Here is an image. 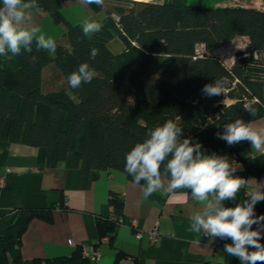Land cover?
<instances>
[{"label":"trees","instance_id":"16d2710c","mask_svg":"<svg viewBox=\"0 0 264 264\" xmlns=\"http://www.w3.org/2000/svg\"><path fill=\"white\" fill-rule=\"evenodd\" d=\"M62 1L69 0H38V9L66 28L56 41L54 56L37 52L35 44L31 53L0 56V140L41 148L49 167L69 160L77 170L78 189H86L107 169L121 171L133 182L124 171L125 154L145 138L148 129L168 119L179 117L183 136L200 142L206 151L226 144L216 138L225 123L264 116L262 84L250 78L259 69L241 57L264 47V9L217 6L220 0H104L102 5L89 3L94 12L107 5L99 21L101 31L89 39L81 24L64 19ZM235 37L246 38L247 44L244 51L235 53L233 63L226 65L211 55ZM112 41L122 43L120 52L110 50ZM198 45L203 46L200 54ZM92 48L99 49L95 57L90 54ZM33 55L38 59L30 63ZM84 62L96 75L91 83L72 89L67 77ZM47 67L60 75L59 88L48 90L43 85ZM234 78L239 82L227 92L237 100L234 103H221L223 94L211 98L202 94L205 84L223 79L227 87ZM251 96L259 99L250 103L257 110L255 116L242 101ZM226 146L250 168L248 142ZM108 204L111 216H96L94 221L98 239L113 244L123 219V198L110 192ZM53 208H19L0 217V243L10 264L23 263L21 235L29 222L34 218L50 221ZM124 254L118 249L116 258ZM32 263L94 264L79 245L69 256L34 258Z\"/></svg>","mask_w":264,"mask_h":264},{"label":"crops","instance_id":"0c3cea01","mask_svg":"<svg viewBox=\"0 0 264 264\" xmlns=\"http://www.w3.org/2000/svg\"><path fill=\"white\" fill-rule=\"evenodd\" d=\"M106 7L104 4L101 11L94 12L87 0H69L62 1L61 13L72 25L88 20L99 22ZM31 14L29 27H38L42 34L56 41L64 36L66 28L55 24L45 11L37 8ZM61 83L60 75L52 67L43 70L46 89H55ZM252 122L264 123V116ZM206 152L226 154L230 160L242 165L243 170L236 173L238 176L264 180V156L255 154L251 147L248 169L234 158L224 143ZM77 176V170L70 166L69 160L49 167L41 148L0 140V217L19 208L39 209L54 205L50 221L34 218L22 233V264H33L34 258L69 256L75 248L69 245L70 240L75 245L94 246L98 239L95 217L112 214L108 204L110 192L123 198V219L116 229L114 243L99 245L101 256L94 264H240L238 258L228 256L223 250L230 240L217 239L209 244L202 233L189 231L188 217L196 207L190 190L157 192L145 200L142 195L144 184L129 181L121 171L101 170L84 190L77 188ZM244 198L246 190L241 189L237 200L226 202V206H235ZM255 211L258 216L264 214V202L258 203ZM133 220L137 221L136 227L132 226ZM154 228L157 235L151 238L149 232ZM137 231L141 232L139 238L135 237ZM118 249L125 252L120 258H116ZM0 264H10L1 243Z\"/></svg>","mask_w":264,"mask_h":264},{"label":"clouds","instance_id":"9594fccd","mask_svg":"<svg viewBox=\"0 0 264 264\" xmlns=\"http://www.w3.org/2000/svg\"><path fill=\"white\" fill-rule=\"evenodd\" d=\"M104 0H87V3L102 5ZM39 8L38 0H0V56H20L31 53L33 44L37 52L44 50L50 56L57 51V42L46 37L38 27H29L31 11ZM101 22L88 20L81 24L85 37L101 31ZM163 42V41H162ZM92 57L99 49L90 50ZM38 57L30 56L35 63ZM96 75L88 63H81L67 77L72 89L91 83ZM202 94L211 98L225 94V81L219 79L205 84ZM244 109L252 116L256 108L245 104ZM216 138L228 146L248 142L251 150L264 156V123L236 118L223 125V131ZM200 142L183 136L180 118L168 119L147 130L145 138L137 142L125 154L124 171L142 188L143 199L154 193H172L178 189L190 190L196 207L190 212L189 231L203 234L212 244L217 239L225 243L224 252L236 257L240 264H264V214L257 215L255 206L264 202V180L243 178L236 175L243 166L230 160L228 155L208 154L202 150ZM241 189L246 190V198L235 206H226L228 201H236Z\"/></svg>","mask_w":264,"mask_h":264},{"label":"built area","instance_id":"2783aa9c","mask_svg":"<svg viewBox=\"0 0 264 264\" xmlns=\"http://www.w3.org/2000/svg\"><path fill=\"white\" fill-rule=\"evenodd\" d=\"M247 44V42H246ZM245 44V46H246ZM244 51V50H242ZM241 57L246 58L248 61V65H253L255 67H257L259 69V71L257 73H252L250 78L252 80L255 81H259L262 84V100H264V47L259 48V49H252L249 52H244ZM234 59H232L231 63H233ZM230 63V64H231ZM239 82V80L237 78H234L230 85L228 84L227 87H225V94H223L222 96V100L221 103L225 104V105H229L234 103L235 101H237L236 99H231L228 97L227 92L229 89L235 88L237 83ZM243 101V105L245 104H250V103H254V102H259V99L251 96V97H243L242 99ZM120 222L122 223V220H120ZM120 223V224H121ZM137 221L133 220L132 221V226L136 227ZM151 238H154L157 235V230L154 228L152 229L150 232ZM141 236V232L137 231L135 233V237L139 238ZM107 242L106 238H102V239H98L97 243H104ZM69 245L76 247L77 245H75V243L73 241H69ZM80 248H81V252L82 254L87 257L91 262H96L100 256H101V249L100 247L97 246H90L87 244H79Z\"/></svg>","mask_w":264,"mask_h":264},{"label":"rangeland","instance_id":"374dc122","mask_svg":"<svg viewBox=\"0 0 264 264\" xmlns=\"http://www.w3.org/2000/svg\"><path fill=\"white\" fill-rule=\"evenodd\" d=\"M139 1H142V0H139ZM143 1H150V0H143ZM237 5L243 6L246 8L264 9V0H220L217 3V6H237ZM246 42H247V39L244 37H235L233 40L220 45L215 51L211 53V55L219 58L226 65H228L231 63L232 59H234L235 53L237 51L244 50ZM122 47L123 45L120 41H112L109 44L110 50L114 53L120 52ZM196 51L198 54L202 53L203 46L198 45L196 48ZM46 78L48 79L47 76ZM54 80L57 82L58 79L54 78ZM59 87L60 86L56 87L55 89Z\"/></svg>","mask_w":264,"mask_h":264},{"label":"bare ground","instance_id":"6f19581e","mask_svg":"<svg viewBox=\"0 0 264 264\" xmlns=\"http://www.w3.org/2000/svg\"><path fill=\"white\" fill-rule=\"evenodd\" d=\"M139 1V0H138Z\"/></svg>","mask_w":264,"mask_h":264}]
</instances>
